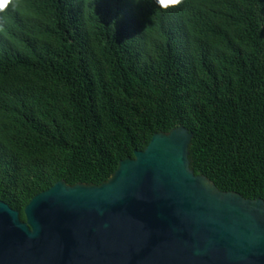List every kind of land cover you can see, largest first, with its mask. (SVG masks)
I'll return each mask as SVG.
<instances>
[{
    "label": "trees",
    "instance_id": "16d2710c",
    "mask_svg": "<svg viewBox=\"0 0 264 264\" xmlns=\"http://www.w3.org/2000/svg\"><path fill=\"white\" fill-rule=\"evenodd\" d=\"M264 201V0H0V201L100 185L157 133Z\"/></svg>",
    "mask_w": 264,
    "mask_h": 264
},
{
    "label": "water",
    "instance_id": "95a60500",
    "mask_svg": "<svg viewBox=\"0 0 264 264\" xmlns=\"http://www.w3.org/2000/svg\"><path fill=\"white\" fill-rule=\"evenodd\" d=\"M192 135L157 133L100 185L0 201V264H264V201L194 175Z\"/></svg>",
    "mask_w": 264,
    "mask_h": 264
},
{
    "label": "clouds",
    "instance_id": "9594fccd",
    "mask_svg": "<svg viewBox=\"0 0 264 264\" xmlns=\"http://www.w3.org/2000/svg\"><path fill=\"white\" fill-rule=\"evenodd\" d=\"M171 2V0H161V3H163L165 6ZM171 3H176V4H179L181 3V0H174V2H171Z\"/></svg>",
    "mask_w": 264,
    "mask_h": 264
},
{
    "label": "snow or ice",
    "instance_id": "6c2138e0",
    "mask_svg": "<svg viewBox=\"0 0 264 264\" xmlns=\"http://www.w3.org/2000/svg\"><path fill=\"white\" fill-rule=\"evenodd\" d=\"M171 2H174V0H171Z\"/></svg>",
    "mask_w": 264,
    "mask_h": 264
}]
</instances>
